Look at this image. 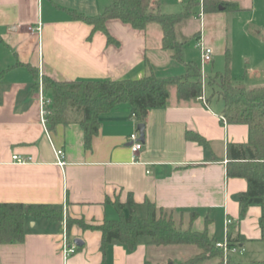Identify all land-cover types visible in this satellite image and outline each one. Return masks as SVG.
Listing matches in <instances>:
<instances>
[{"label":"crops","instance_id":"crops-1","mask_svg":"<svg viewBox=\"0 0 264 264\" xmlns=\"http://www.w3.org/2000/svg\"><path fill=\"white\" fill-rule=\"evenodd\" d=\"M152 1L161 13L176 14L189 0ZM222 1L235 2L240 9L200 15V2L185 20L199 19L192 39L195 46L199 39L211 49L210 62L227 50L235 22L254 27L258 35L264 32V0ZM111 2L0 0V203L44 204L62 214L56 222L26 217L23 241L0 244V264H182L188 259L175 245H152L146 236L130 250L112 243L103 252L99 231L77 223L67 231V218L82 219L87 225L118 219L113 202L124 203L129 197L140 217L146 216L151 203L170 211L178 229L205 230L214 241H222L231 231L237 247L231 256L238 263L264 260L261 208L250 205L241 216L237 196L246 190L247 182L227 176V146L247 143L248 125L223 122L218 96L214 100L205 93L203 104L197 98L177 101L173 91L166 107L148 110L143 147L135 156L128 138L139 123L130 116L127 103L100 116L90 149L84 147L78 123L42 125L38 82L43 76L58 81L122 80L138 79L148 70L158 77L186 72L191 61L182 57L177 61L172 51L161 48L157 24L138 30L109 19L105 23L108 40L67 12L93 16ZM178 26L185 32L183 23ZM25 65L37 70L36 80ZM187 130L203 137L208 149L187 140ZM56 149L63 152V165L57 163ZM14 154L32 160L15 164ZM191 213H196L193 219ZM227 219L231 220L228 226ZM64 226L69 241L78 239L80 244L74 243L76 251L65 260Z\"/></svg>","mask_w":264,"mask_h":264},{"label":"trees","instance_id":"trees-1","mask_svg":"<svg viewBox=\"0 0 264 264\" xmlns=\"http://www.w3.org/2000/svg\"><path fill=\"white\" fill-rule=\"evenodd\" d=\"M202 4L203 12H236L240 9L237 3L222 0H189L184 10L176 14H163L158 4L153 7L152 0H112L97 15L87 16L76 11H67L73 20L91 25V32L101 31L108 40L105 23L109 19H118L138 30L146 29L148 24L155 23L162 32L161 48L172 51V57L180 61L183 42L176 36V27L194 14V9ZM264 41V32L261 34ZM228 59V52L225 51ZM228 62V60H227ZM32 76L38 77L37 70L25 65ZM183 75L158 77L153 71L138 79L122 80H74L58 81L42 77L43 94L49 103L46 105V126L78 123L83 131V143L90 149L91 140L98 132L99 118L121 103L130 107V116L139 124H144L149 109L166 107L169 104L170 91L174 89L177 101H189L197 98L202 90L200 70L194 62L186 64ZM208 80V85L222 101V116L228 123L248 125V142L229 144L227 146V176L241 177L247 182L245 191L237 196L240 215L243 216L250 205L261 208L259 225L264 240V86L247 87L232 80L228 67L224 72H216ZM37 86V82L34 87ZM206 86V84H205ZM214 91V90H213ZM187 140L195 141L208 149L203 137L193 131L185 132ZM119 218L105 220L100 225H87L82 219L67 218V231L71 223L81 228L97 230L101 233L100 249L105 252L112 243L132 249L141 236L149 238L152 245H190L198 253L186 259L182 264H195L216 259L215 264H241L228 253L224 261L222 250L215 247V241L209 239L207 232L194 231L188 226L178 229L170 211L156 208L147 203L145 217L134 211V203L129 197L126 202H113ZM124 210L128 211L126 215ZM45 217L47 220L60 221V211L48 205H24L21 203H0V244L20 243L24 239V221L26 217ZM191 218L196 213H191ZM231 231L227 233L229 247L235 245ZM251 264H264V260Z\"/></svg>","mask_w":264,"mask_h":264},{"label":"rangeland","instance_id":"rangeland-1","mask_svg":"<svg viewBox=\"0 0 264 264\" xmlns=\"http://www.w3.org/2000/svg\"><path fill=\"white\" fill-rule=\"evenodd\" d=\"M185 32H180L179 26L177 27V36L183 42L182 60L187 62L190 60L198 65L200 68V52L193 42L191 33L199 26V19L195 20L194 16L185 22ZM181 23V24H182ZM233 25L231 36L228 39L227 45L228 59L223 54L213 56L212 62L205 64V73L207 79L212 77L216 72H224L228 67L232 80L236 83H243L245 86L257 87L264 86V41L261 34H257L254 27L250 25L237 24ZM180 25V24H179ZM250 26V27H249ZM228 60V62H227ZM206 80L205 93L209 98L216 99L214 94L216 86L213 89L207 84ZM214 90V91H213ZM174 89H171L170 94H173ZM177 252L183 258L194 257L198 253L195 246L190 245H175ZM211 262H206L210 264Z\"/></svg>","mask_w":264,"mask_h":264},{"label":"built area","instance_id":"built-area-1","mask_svg":"<svg viewBox=\"0 0 264 264\" xmlns=\"http://www.w3.org/2000/svg\"><path fill=\"white\" fill-rule=\"evenodd\" d=\"M202 9H200V15L202 14ZM196 47L199 49L200 52V62L201 66L199 68L200 70V81L202 84V90L200 95L197 97L203 104H206V96H205V84H206V73H205V64L209 63L212 57V51L209 47L205 46L201 40L198 39L196 42ZM38 99H39V106H40V118L41 123L46 127V105L49 103V99L45 97L43 94V87H42V80L39 79L38 82ZM221 120L225 122V118L222 116ZM47 128V127H46ZM129 141V148L132 152V155L135 156L143 147V143L139 139V133L138 131H134L129 135L128 138ZM55 156L57 158V163L59 165H63L64 162L62 160L63 158V152L60 149L55 150ZM12 161L15 164H26L29 163L32 159L31 157H24L17 154L12 155ZM226 226L231 224V220L227 219L225 222ZM227 237V236H226ZM224 238L222 241H215V247L222 250L224 261L226 260V257L228 253H232L236 250V245L229 247L227 238ZM77 249V246L69 241L66 232H65V226H64V236L62 239V256L63 259H67L71 254H73Z\"/></svg>","mask_w":264,"mask_h":264},{"label":"water","instance_id":"water-1","mask_svg":"<svg viewBox=\"0 0 264 264\" xmlns=\"http://www.w3.org/2000/svg\"><path fill=\"white\" fill-rule=\"evenodd\" d=\"M136 130L139 133L140 141L144 142V124H138L136 127ZM77 242H79L78 239H74V243L79 246L80 244H77ZM170 264H172V263H170Z\"/></svg>","mask_w":264,"mask_h":264}]
</instances>
